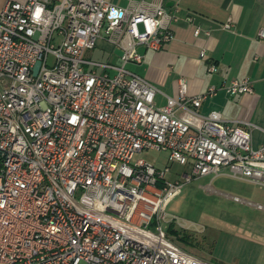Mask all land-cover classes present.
Wrapping results in <instances>:
<instances>
[{
	"label": "built area",
	"instance_id": "2783aa9c",
	"mask_svg": "<svg viewBox=\"0 0 264 264\" xmlns=\"http://www.w3.org/2000/svg\"><path fill=\"white\" fill-rule=\"evenodd\" d=\"M164 1L0 7V264H215L168 236L167 201L202 176L264 186L254 125L199 111L214 86L190 96L181 77L178 96L157 105V88L126 68L142 61L139 46L158 50L174 38L177 9ZM97 39L120 51L115 63L85 58ZM224 89L252 92L248 77ZM145 149L166 150L181 169L133 159Z\"/></svg>",
	"mask_w": 264,
	"mask_h": 264
},
{
	"label": "crops",
	"instance_id": "0c3cea01",
	"mask_svg": "<svg viewBox=\"0 0 264 264\" xmlns=\"http://www.w3.org/2000/svg\"><path fill=\"white\" fill-rule=\"evenodd\" d=\"M5 1L0 0V7ZM164 4L169 11L177 9V19L171 23L174 38L158 50L139 46L138 52L143 58L140 63H131L136 67L131 71L157 88L154 97L157 105H163L167 96H178L181 77L186 80L190 96L205 93L214 86L215 93L202 101L199 111L206 114L217 110L226 120L251 123L254 125L252 145L263 144L264 37H259L258 32L264 28V0H165ZM188 15L193 17L192 23L186 21ZM227 21H231L228 29L223 27ZM196 26L201 30L197 36L193 34ZM114 49L108 52L107 60L113 57ZM202 49L206 51L205 58L199 56ZM210 63L214 65L212 71L207 67ZM244 77L250 79L251 93L228 94L225 91L224 85L230 80ZM255 130L263 134V138L254 142L252 132ZM225 195L246 204L251 212H242L241 222L237 224L222 225V233L216 240L224 234L221 239L224 248L215 256V261L192 254L215 264H264V194L261 201Z\"/></svg>",
	"mask_w": 264,
	"mask_h": 264
},
{
	"label": "rangeland",
	"instance_id": "374dc122",
	"mask_svg": "<svg viewBox=\"0 0 264 264\" xmlns=\"http://www.w3.org/2000/svg\"><path fill=\"white\" fill-rule=\"evenodd\" d=\"M112 1L122 4L126 2V0ZM96 43V48L85 52V58L99 62L107 61V54L113 50V46L100 39H97ZM119 54L120 51L114 49V55L110 62L115 63ZM126 68L136 70V67L131 63L127 64ZM252 138L255 142L262 139L263 134L255 130L252 132ZM167 156L166 150L145 149L136 152L133 159L141 158L159 168L169 165L173 171L180 170L181 167L176 163H170ZM167 177L171 179V174ZM210 179L211 176H202L186 182L180 191L167 201L164 209L169 218L173 220L175 227L189 235V242L176 240L172 233H168V236L188 252L201 255L204 258H212L215 261V256L221 254L224 248L221 241L224 234H221L219 241L216 240L217 236L222 233V225L224 223L237 224L242 212H251L246 204L233 201L225 194L255 201L262 198L264 188L226 175L215 176L211 181ZM167 226V223H163L165 230H167Z\"/></svg>",
	"mask_w": 264,
	"mask_h": 264
},
{
	"label": "trees",
	"instance_id": "16d2710c",
	"mask_svg": "<svg viewBox=\"0 0 264 264\" xmlns=\"http://www.w3.org/2000/svg\"><path fill=\"white\" fill-rule=\"evenodd\" d=\"M166 231L167 233H172L178 241L189 242V235L176 228L173 221L168 224Z\"/></svg>",
	"mask_w": 264,
	"mask_h": 264
},
{
	"label": "water",
	"instance_id": "95a60500",
	"mask_svg": "<svg viewBox=\"0 0 264 264\" xmlns=\"http://www.w3.org/2000/svg\"><path fill=\"white\" fill-rule=\"evenodd\" d=\"M166 5L167 6L170 5V3H166ZM38 65H39V62L36 63V69H37Z\"/></svg>",
	"mask_w": 264,
	"mask_h": 264
}]
</instances>
